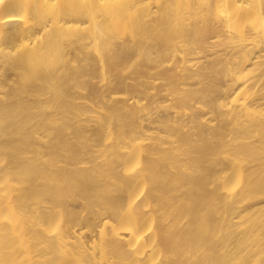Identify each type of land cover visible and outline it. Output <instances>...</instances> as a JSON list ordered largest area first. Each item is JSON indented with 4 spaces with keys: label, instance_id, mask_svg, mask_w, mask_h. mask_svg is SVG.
<instances>
[{
    "label": "bare ground",
    "instance_id": "bare-ground-1",
    "mask_svg": "<svg viewBox=\"0 0 264 264\" xmlns=\"http://www.w3.org/2000/svg\"><path fill=\"white\" fill-rule=\"evenodd\" d=\"M0 264H264V0H0Z\"/></svg>",
    "mask_w": 264,
    "mask_h": 264
},
{
    "label": "snow or ice",
    "instance_id": "snow-or-ice-1",
    "mask_svg": "<svg viewBox=\"0 0 264 264\" xmlns=\"http://www.w3.org/2000/svg\"><path fill=\"white\" fill-rule=\"evenodd\" d=\"M45 2H47V0H45ZM55 3H56V0H53V6L55 5Z\"/></svg>",
    "mask_w": 264,
    "mask_h": 264
}]
</instances>
